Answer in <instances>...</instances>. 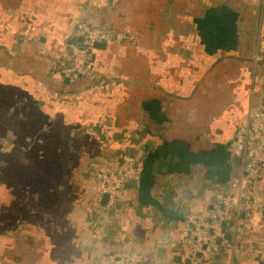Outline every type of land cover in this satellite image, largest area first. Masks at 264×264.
<instances>
[{
  "label": "crops",
  "instance_id": "crops-1",
  "mask_svg": "<svg viewBox=\"0 0 264 264\" xmlns=\"http://www.w3.org/2000/svg\"><path fill=\"white\" fill-rule=\"evenodd\" d=\"M80 21L127 39L70 80L53 58ZM257 108L264 0H0V264H264L243 214L200 256L183 242L237 175L228 143ZM125 158L139 176L110 206L97 174Z\"/></svg>",
  "mask_w": 264,
  "mask_h": 264
},
{
  "label": "built area",
  "instance_id": "built-area-1",
  "mask_svg": "<svg viewBox=\"0 0 264 264\" xmlns=\"http://www.w3.org/2000/svg\"><path fill=\"white\" fill-rule=\"evenodd\" d=\"M81 38V40H78ZM67 43V48L54 55L53 65L70 80H77L95 65L98 51L94 43L106 45L119 43L127 39L120 32H113L104 27L87 22L76 23L75 35ZM69 47V49H68ZM228 153L239 160V170L229 184V189L220 197L218 209L208 220L190 219L183 236L189 258L208 250L216 237L222 235L221 224L238 222L243 214L242 226L253 229L255 225L264 226V202L256 193L255 186L264 178V111L260 108L248 112L246 119L240 122L228 143ZM139 168L128 158L123 159L115 168L98 171L102 191L108 198V205L120 202L126 184L139 176ZM174 246V244H171ZM140 259L132 254L120 252L111 254L103 264H136Z\"/></svg>",
  "mask_w": 264,
  "mask_h": 264
},
{
  "label": "water",
  "instance_id": "water-1",
  "mask_svg": "<svg viewBox=\"0 0 264 264\" xmlns=\"http://www.w3.org/2000/svg\"><path fill=\"white\" fill-rule=\"evenodd\" d=\"M78 40H81V38H79ZM105 46H106V44L105 43H103V42H96V43H94V47L95 48H97V49H99V48H101V49H103V48H105ZM225 222L223 221L222 222V224H224ZM220 240V238H216V241L218 242ZM198 256H200V254H197Z\"/></svg>",
  "mask_w": 264,
  "mask_h": 264
},
{
  "label": "rangeland",
  "instance_id": "rangeland-1",
  "mask_svg": "<svg viewBox=\"0 0 264 264\" xmlns=\"http://www.w3.org/2000/svg\"><path fill=\"white\" fill-rule=\"evenodd\" d=\"M72 41V40H71ZM70 41H68V42H66L65 44H63V46L58 50V51H61L62 49H65V48H67V43H69ZM122 42V41H121ZM121 42H119V43H121ZM68 49H69V47H68ZM53 61H54V58H53Z\"/></svg>",
  "mask_w": 264,
  "mask_h": 264
},
{
  "label": "trees",
  "instance_id": "trees-1",
  "mask_svg": "<svg viewBox=\"0 0 264 264\" xmlns=\"http://www.w3.org/2000/svg\"><path fill=\"white\" fill-rule=\"evenodd\" d=\"M72 41H74V42H75V41H76V39H72Z\"/></svg>",
  "mask_w": 264,
  "mask_h": 264
}]
</instances>
